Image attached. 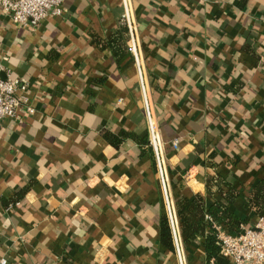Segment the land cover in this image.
I'll list each match as a JSON object with an SVG mask.
<instances>
[{
	"label": "crops",
	"instance_id": "1",
	"mask_svg": "<svg viewBox=\"0 0 264 264\" xmlns=\"http://www.w3.org/2000/svg\"><path fill=\"white\" fill-rule=\"evenodd\" d=\"M175 201L221 173L254 226L264 178V0H130ZM122 0H65L15 26L0 6V76L26 106L0 127V259L6 264H179L166 219ZM118 33L123 39L110 46ZM177 141L175 147L173 142ZM240 228V229H241ZM178 238L186 264L204 238ZM173 240V239H172Z\"/></svg>",
	"mask_w": 264,
	"mask_h": 264
},
{
	"label": "built area",
	"instance_id": "2",
	"mask_svg": "<svg viewBox=\"0 0 264 264\" xmlns=\"http://www.w3.org/2000/svg\"><path fill=\"white\" fill-rule=\"evenodd\" d=\"M65 0H0L3 12L10 17L12 23L19 27L37 28L49 16H61ZM124 14L121 22L128 35V50L133 57L143 99V109L148 126L147 146L151 150L161 191L164 197L166 219L169 223L179 264H186L178 238L180 221L171 191V180L168 171L164 142L161 138L160 126L156 119L151 98V88L145 74V66L140 45L137 24L130 0H122ZM26 86L17 78L8 75L0 76V127L6 119H13L23 109L32 113L34 109L26 106L24 99L18 94ZM175 147L177 141L173 142ZM213 229L221 245V255L233 264H264V217H260L254 226L241 228L230 233L223 226L214 223ZM0 259V264H6Z\"/></svg>",
	"mask_w": 264,
	"mask_h": 264
},
{
	"label": "trees",
	"instance_id": "3",
	"mask_svg": "<svg viewBox=\"0 0 264 264\" xmlns=\"http://www.w3.org/2000/svg\"><path fill=\"white\" fill-rule=\"evenodd\" d=\"M118 39H123L121 33H118L115 40L109 41L110 46H114L113 43L118 44ZM206 186L209 196L216 192L222 196V199L208 204L203 196L197 195L192 200L183 199L178 201L176 211L181 229L190 240L197 235L204 238V250L207 260L210 261L217 260L221 255V245L217 233L213 229V224H219L227 232L235 233L243 225L248 224L249 221L241 219L231 211V206L236 203L240 191L233 184L227 182L220 172L215 177H209ZM214 187L217 189L215 192L212 191ZM250 206L257 215L262 214L264 211V178L252 189ZM163 238L168 246L171 242H174L167 219L163 222ZM215 264H218V262L216 261Z\"/></svg>",
	"mask_w": 264,
	"mask_h": 264
}]
</instances>
